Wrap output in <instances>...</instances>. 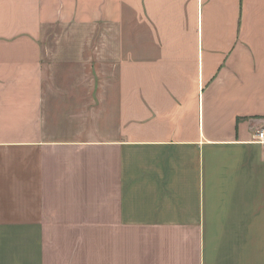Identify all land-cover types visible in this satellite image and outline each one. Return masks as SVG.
<instances>
[{
	"label": "crops",
	"instance_id": "0c3cea01",
	"mask_svg": "<svg viewBox=\"0 0 264 264\" xmlns=\"http://www.w3.org/2000/svg\"><path fill=\"white\" fill-rule=\"evenodd\" d=\"M262 128L264 0H0V264H264Z\"/></svg>",
	"mask_w": 264,
	"mask_h": 264
},
{
	"label": "built area",
	"instance_id": "2783aa9c",
	"mask_svg": "<svg viewBox=\"0 0 264 264\" xmlns=\"http://www.w3.org/2000/svg\"><path fill=\"white\" fill-rule=\"evenodd\" d=\"M256 137H257L258 141L264 142V128L257 131Z\"/></svg>",
	"mask_w": 264,
	"mask_h": 264
},
{
	"label": "rangeland",
	"instance_id": "374dc122",
	"mask_svg": "<svg viewBox=\"0 0 264 264\" xmlns=\"http://www.w3.org/2000/svg\"><path fill=\"white\" fill-rule=\"evenodd\" d=\"M6 233H0V238L2 239L4 236H5ZM4 252L6 250V247H4ZM5 259V256H4V253L3 252H0V259L3 258ZM5 264V263H4Z\"/></svg>",
	"mask_w": 264,
	"mask_h": 264
}]
</instances>
